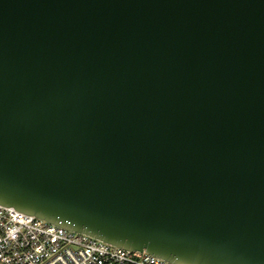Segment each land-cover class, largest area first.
Returning <instances> with one entry per match:
<instances>
[{
	"label": "water",
	"instance_id": "water-1",
	"mask_svg": "<svg viewBox=\"0 0 264 264\" xmlns=\"http://www.w3.org/2000/svg\"><path fill=\"white\" fill-rule=\"evenodd\" d=\"M0 205L264 264V0H0Z\"/></svg>",
	"mask_w": 264,
	"mask_h": 264
},
{
	"label": "built area",
	"instance_id": "built-area-1",
	"mask_svg": "<svg viewBox=\"0 0 264 264\" xmlns=\"http://www.w3.org/2000/svg\"><path fill=\"white\" fill-rule=\"evenodd\" d=\"M0 264H170L0 205Z\"/></svg>",
	"mask_w": 264,
	"mask_h": 264
}]
</instances>
